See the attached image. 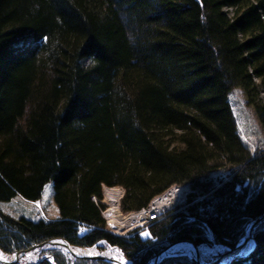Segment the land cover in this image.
I'll return each mask as SVG.
<instances>
[{
	"label": "trees",
	"instance_id": "obj_1",
	"mask_svg": "<svg viewBox=\"0 0 264 264\" xmlns=\"http://www.w3.org/2000/svg\"><path fill=\"white\" fill-rule=\"evenodd\" d=\"M236 88L264 128V0H0V201H35L52 181L59 209H0V251L58 237L147 264L177 239L234 247L264 213V148L238 133ZM176 184L189 191L147 238L110 232L103 186L130 213ZM251 236L229 264H264V220ZM41 251L54 261L29 264H112Z\"/></svg>",
	"mask_w": 264,
	"mask_h": 264
},
{
	"label": "rangeland",
	"instance_id": "obj_2",
	"mask_svg": "<svg viewBox=\"0 0 264 264\" xmlns=\"http://www.w3.org/2000/svg\"><path fill=\"white\" fill-rule=\"evenodd\" d=\"M83 63H85V62L83 61ZM260 97L261 98L263 97L262 92L260 93ZM227 100L229 102L233 116L235 118L237 130L239 132L240 137L243 139L244 143L247 146H249V148L251 150L264 148V128H262L259 125L258 120L256 118L254 108L252 106H248V104H245L246 101H245V97H244L243 93L238 88L233 89L228 94ZM252 108H253V110H252ZM188 189L189 188H187V190H186L187 192L189 191ZM186 191L184 192L183 197L181 198L182 200L185 197L184 195L187 193ZM105 192L107 193L108 189L105 190ZM105 192L103 190V198L101 200V202L104 203V205H105V208H103V209L104 210L106 209L104 211V213L108 209H110V207L107 204L106 199H105V195H104V194H106ZM182 200L178 201L176 204H178ZM118 203H119V201H118ZM0 208L4 213H7V214H9L15 218L20 217V216H24V217L34 219V220H37L40 217H46L48 219H54L59 214L58 206L54 200V189H53L52 181H47L43 185L40 197L37 200L30 201V200L22 198L19 195H15L8 201H0ZM117 209H118L117 212L120 215H122L124 217L130 216V213H123V212L119 211L118 207H117ZM169 210L170 209H167L166 211L162 212V215L165 214L166 212H168ZM105 222H106V219H105ZM145 224L146 223L141 224V222H136L135 224L125 226V228L124 227L121 228V230H116L113 228L111 229L110 225L106 223L109 230L112 232H116V233L123 235V234H126V232L130 231V229L138 228L139 229L138 235L142 238H147L149 236V231H148ZM117 231H119V232H117ZM250 244H252V243L250 242L248 247L245 250L242 249L243 251L242 250L239 251L238 254H234V256L235 255L236 256L244 255L246 252L249 251ZM196 246L198 247V249L201 253V258L204 261H208V262L214 260L219 254H221L222 252H226L227 249L230 248V247L223 248L218 244H213V245L200 244V245H196ZM51 247H54V246H50V247L43 246V247L37 248L35 250L29 251V252L19 256V258L15 264H27V263L33 262L35 260H38L44 256L50 255L48 253V251L43 252L41 250L42 249H49ZM56 248H58V247H56ZM58 249L67 252L63 248H58ZM93 249L95 251L98 250L96 247ZM193 250L194 249H193L191 244L186 243V242H181V243H177V244L171 246L169 249H167L165 256L186 255V256H190L193 259V257H195ZM99 251L118 252L120 250L115 246H105L103 248V250H99ZM120 253H121V251H120ZM3 255L5 257L7 256L10 258V256L5 255L4 253H3ZM121 255H123V253ZM234 256L233 255L227 256L222 260L221 263H218V264H227L228 260ZM123 257H124V255H123ZM112 264H114V263H112Z\"/></svg>",
	"mask_w": 264,
	"mask_h": 264
},
{
	"label": "bare ground",
	"instance_id": "obj_3",
	"mask_svg": "<svg viewBox=\"0 0 264 264\" xmlns=\"http://www.w3.org/2000/svg\"><path fill=\"white\" fill-rule=\"evenodd\" d=\"M229 103V102H228ZM246 104V103H245ZM249 106V105H248ZM253 110V108H252ZM257 118V117H256ZM239 133V132H238ZM243 140V139H242ZM177 185V184H176ZM187 185H180V186H174L173 188L165 191L164 193H162L161 195L157 196L156 198H154L151 201V204L149 207L151 208H158L159 211H166L167 209H171L172 207H174V205L182 200L181 198L183 197L184 192L187 190V188H189ZM171 187V186H170ZM108 189V192L106 193L105 190ZM104 192L106 194L105 195V199L107 204L109 205L110 209H108L104 215L106 216V221L107 223L113 227L116 230H121V228H125V226H129L132 224H135L136 222H142L143 219L145 218L144 214L142 211L138 212V213H130V216H122L117 212V207H118V201L121 197V189L119 187H104L103 188ZM189 190V189H188ZM187 192V191H186ZM40 196V194H39ZM185 196V195H184ZM33 200V199H32ZM36 200V199H35ZM114 207V208H113ZM105 208V207H104ZM1 209V208H0ZM102 209V208H101ZM59 212V211H58ZM152 213V212H151ZM150 213V214H151ZM167 213V212H166ZM8 215V214H7ZM59 215V214H58ZM57 215V216H58ZM162 215V214H161ZM13 217V216H12ZM142 224V223H141ZM146 225V224H145ZM128 229V228H127ZM136 229V228H135ZM133 229V230H135ZM138 229V228H137ZM127 231V230H126ZM119 232V231H117ZM249 232V228L246 225V228L244 230V234L242 235V237L240 238V240L237 242V244L234 247H230L233 249H236L238 246H240L243 242V238L245 237V234L248 235ZM133 233V232H132ZM150 234V233H149ZM58 238V237H57ZM250 239L248 238L247 240H245L243 242V244H246V246L244 247L243 250H245L249 243L251 241H249ZM252 243V242H251ZM97 244V243H96ZM252 244H250L251 247ZM96 245L91 246V247H81L78 248L77 251H79L80 253L83 254H91L94 253L95 250L93 248H95ZM118 248V247H117ZM187 249V248H186ZM242 250V251H243ZM253 250V249H252ZM49 251V250H48ZM228 251V249H227ZM194 252V250H193ZM200 252V251H199ZM105 254L108 255L109 257L119 261V264H129L128 260L125 259V257H123L122 252L120 253V251L118 252H111V251H105ZM53 260V259H52ZM51 261V260H50ZM54 261V260H53ZM229 261V260H228ZM208 262V261H207ZM232 262V261H231Z\"/></svg>",
	"mask_w": 264,
	"mask_h": 264
},
{
	"label": "water",
	"instance_id": "obj_4",
	"mask_svg": "<svg viewBox=\"0 0 264 264\" xmlns=\"http://www.w3.org/2000/svg\"><path fill=\"white\" fill-rule=\"evenodd\" d=\"M262 220H264V213L256 216L253 220H251L248 224L247 227L249 228V232L248 235L245 234V237L243 238V242L245 240H247L248 238L250 239V241L252 242V245L250 247L249 250H251L254 247V239L251 236V231L252 229L258 224L260 223ZM181 242H186L192 245L193 249H194V255L195 257H193V260L197 263V264H218L221 263L222 260L227 257V256H234V254H238L239 251H241L242 249H244V247L246 246V244H242L240 246H238L236 249L233 248H229L228 251L226 252H222L221 254H219L214 260L212 261H204L201 258V253L199 252L198 247L190 240L188 239H177L174 240L172 242H170L168 245H166L165 247H163L161 250H159L152 262L150 264H158L159 261L166 255V251L167 249H169L171 246L177 244V243H181ZM43 246H56V247H61L63 249H65L69 254H71L74 257L77 258H82V259H99V260H104L107 262H111L114 264H119L120 262L109 257L108 255H106L104 252H95L92 254H83L80 253L79 251H77V247L69 244L67 241H65L64 239L61 238H55V239H46L43 241H40L38 243L32 244L30 247L23 249V250H18L16 251L13 256L11 258H7L5 257L1 252H0V263L1 264H15L19 258L20 255L25 254L29 251L35 250L37 248L43 247ZM242 255H238V256H234L232 257L229 262H231L234 258H238L241 257ZM129 264H131L129 262Z\"/></svg>",
	"mask_w": 264,
	"mask_h": 264
},
{
	"label": "built area",
	"instance_id": "obj_5",
	"mask_svg": "<svg viewBox=\"0 0 264 264\" xmlns=\"http://www.w3.org/2000/svg\"><path fill=\"white\" fill-rule=\"evenodd\" d=\"M142 212H143V214L145 216L144 220H148L149 219L148 216H149L150 212H152L151 214H159V211L156 208H149V209L144 210Z\"/></svg>",
	"mask_w": 264,
	"mask_h": 264
}]
</instances>
